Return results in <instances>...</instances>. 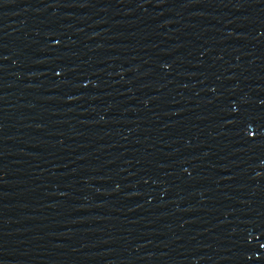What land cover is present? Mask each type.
I'll use <instances>...</instances> for the list:
<instances>
[{
    "label": "water",
    "instance_id": "water-1",
    "mask_svg": "<svg viewBox=\"0 0 264 264\" xmlns=\"http://www.w3.org/2000/svg\"><path fill=\"white\" fill-rule=\"evenodd\" d=\"M0 264H264V0H0Z\"/></svg>",
    "mask_w": 264,
    "mask_h": 264
}]
</instances>
